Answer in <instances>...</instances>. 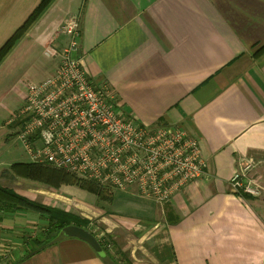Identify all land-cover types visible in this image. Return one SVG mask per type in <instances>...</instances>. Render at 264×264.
Masks as SVG:
<instances>
[{
    "label": "crops",
    "instance_id": "crops-1",
    "mask_svg": "<svg viewBox=\"0 0 264 264\" xmlns=\"http://www.w3.org/2000/svg\"><path fill=\"white\" fill-rule=\"evenodd\" d=\"M17 1L0 0V16L20 15V27L41 0L3 12ZM73 16V56L91 79L107 82L139 123L195 137L206 163L203 177L165 205L130 188L108 192L93 218L82 214L104 228L96 237L108 254L118 264H264V192L245 199L230 184L252 161L264 188V0H55L19 42L42 51L47 78L58 60L45 49L66 45L61 27ZM12 22L1 20L2 46ZM47 223L32 210L0 209V264H111L74 238L26 256Z\"/></svg>",
    "mask_w": 264,
    "mask_h": 264
},
{
    "label": "built area",
    "instance_id": "built-area-1",
    "mask_svg": "<svg viewBox=\"0 0 264 264\" xmlns=\"http://www.w3.org/2000/svg\"><path fill=\"white\" fill-rule=\"evenodd\" d=\"M61 33L66 45L45 53L58 60L56 69L26 85L22 106L8 122L30 162L64 170L103 190L134 188L161 205L202 178L206 163L199 141L180 128L145 126L127 114L110 85L91 79L73 56L79 18L67 19ZM258 166L245 161L230 178L241 197L263 195Z\"/></svg>",
    "mask_w": 264,
    "mask_h": 264
},
{
    "label": "rangeland",
    "instance_id": "rangeland-1",
    "mask_svg": "<svg viewBox=\"0 0 264 264\" xmlns=\"http://www.w3.org/2000/svg\"><path fill=\"white\" fill-rule=\"evenodd\" d=\"M25 5H28L27 0H24L22 6H20L21 8L19 7L18 1L13 2L11 8L9 9V7H7L3 12L12 13L13 11L11 10L16 8L23 10ZM19 17L20 15H14L8 18L7 14L4 13L2 17L0 16V27L1 20L6 18L9 22L13 21L11 23V28L13 27V23L17 22L14 29V31H16L19 27L18 25L21 24V17ZM14 31H10L8 35L4 32V36L7 37L3 40L2 44L10 38ZM1 46L2 45H0V48ZM46 51L47 49H45V53ZM47 61L48 59L42 55V51L18 43L0 64V169L6 170L0 173V185L14 190L21 196H23V194L26 195L27 199L33 202L68 210V212L74 213L82 218H84L82 214H86L93 218V212L96 210L95 207L105 204L97 196H95L97 200H93V195L90 193L85 194L84 199L82 195L76 197L77 195L73 193V190L67 188L70 186H61L59 189H56L39 182L17 177L12 174L9 169L10 165L15 162L30 161L24 146L15 138H9L12 129L8 126V122L13 114L22 106L23 102L20 95L25 93L26 85L29 82H40L47 78V75L42 70V68H44L42 67V63ZM7 169H9V171ZM114 191L115 190H109V192ZM26 196L23 197L26 198ZM81 201L87 202L86 204L91 207L80 208L79 204ZM95 221L96 220L91 221L93 225L90 229L93 230V232L95 231V234H100V232H102L101 228L103 227ZM121 236L125 238L124 235ZM110 250L114 251L116 249L112 247Z\"/></svg>",
    "mask_w": 264,
    "mask_h": 264
},
{
    "label": "trees",
    "instance_id": "trees-1",
    "mask_svg": "<svg viewBox=\"0 0 264 264\" xmlns=\"http://www.w3.org/2000/svg\"><path fill=\"white\" fill-rule=\"evenodd\" d=\"M55 0H41L27 20L20 26L14 34L0 48V64L6 56L11 52L16 44L24 38L28 30L34 23L47 11ZM264 52V47L257 55ZM10 172L17 177L39 182L44 185L59 189L61 186H75L84 191L97 196L102 201L110 200L107 197L108 190L101 189L96 183L91 181L81 180L73 174L64 170L56 169L48 165L36 164L31 162L15 163L10 167ZM245 199H251L249 196H242ZM0 209L6 212L14 213L18 210H32L43 214L47 218V226L29 245L30 252L26 255H32L39 251L50 247L59 241L63 240L62 230L65 227L75 225L91 231V221L77 216L74 213L63 209L46 206L40 203L33 202L12 189L2 187L0 185ZM103 249L107 253L105 260L111 264H118L113 257L108 254V248L100 241Z\"/></svg>",
    "mask_w": 264,
    "mask_h": 264
},
{
    "label": "water",
    "instance_id": "water-1",
    "mask_svg": "<svg viewBox=\"0 0 264 264\" xmlns=\"http://www.w3.org/2000/svg\"><path fill=\"white\" fill-rule=\"evenodd\" d=\"M62 236L64 238H74V239H78L80 241H83V242L87 243L96 252V254L99 257H101V258L106 257V252L103 249L98 238L91 231H89L85 228L78 227L75 225L65 227L62 230Z\"/></svg>",
    "mask_w": 264,
    "mask_h": 264
}]
</instances>
